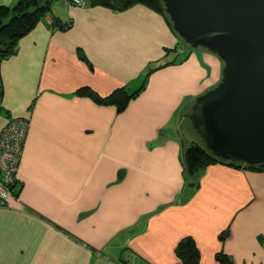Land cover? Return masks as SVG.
<instances>
[{"label": "crops", "instance_id": "1", "mask_svg": "<svg viewBox=\"0 0 264 264\" xmlns=\"http://www.w3.org/2000/svg\"><path fill=\"white\" fill-rule=\"evenodd\" d=\"M53 14L69 28L47 15L0 59V134L29 119L13 193L0 204V264H184L185 238L198 264L220 255L264 264V171L215 163L194 185L184 176L181 123L192 94L220 81L222 61L177 47L163 14L143 4ZM142 84L122 112L76 93Z\"/></svg>", "mask_w": 264, "mask_h": 264}, {"label": "water", "instance_id": "2", "mask_svg": "<svg viewBox=\"0 0 264 264\" xmlns=\"http://www.w3.org/2000/svg\"><path fill=\"white\" fill-rule=\"evenodd\" d=\"M179 39L223 63L184 114L206 148L264 169V0H162Z\"/></svg>", "mask_w": 264, "mask_h": 264}, {"label": "trees", "instance_id": "3", "mask_svg": "<svg viewBox=\"0 0 264 264\" xmlns=\"http://www.w3.org/2000/svg\"><path fill=\"white\" fill-rule=\"evenodd\" d=\"M58 0H18L13 6L0 5V59L8 58L9 56L16 53L19 40L27 35L41 19L47 15H50L54 2ZM60 1V0H59ZM88 6H105L110 7L114 10H126L136 4H143L147 7L163 14L171 29L172 24L169 21V17L164 10V3L162 0H86ZM53 18V25L58 26L60 29H68L70 23L62 24L58 17L54 14L50 15ZM174 32V30H173ZM175 33V32H174ZM178 47V46H177ZM176 47V48H177ZM191 49V48H190ZM188 54H186L187 56ZM177 60V59H176ZM174 60V62L176 61ZM173 61L170 63H174ZM165 63L155 68H151L147 75L151 71L159 69L167 64ZM145 87V84L129 92L125 87L115 89L111 94L106 97H101L93 89L84 86L76 92L77 95L89 96L94 100L115 105L118 112L124 111L129 102L136 98L141 89ZM3 88L0 84V98L2 96ZM181 161L184 170V176L186 180L194 185V176L200 170L205 169L211 164L222 163L236 168L264 171V169H259L252 167L247 164L232 163L225 161L219 157L214 156L204 145L199 143H192L188 148H186L181 156ZM226 235V232H223ZM195 242L192 238H185L180 241L176 252L179 257H181L184 264H198L200 252L195 246ZM230 258H225L224 256H218V261L220 264H232Z\"/></svg>", "mask_w": 264, "mask_h": 264}, {"label": "built area", "instance_id": "4", "mask_svg": "<svg viewBox=\"0 0 264 264\" xmlns=\"http://www.w3.org/2000/svg\"><path fill=\"white\" fill-rule=\"evenodd\" d=\"M67 7L88 6L86 0H60ZM29 129V119L10 120L0 134V204L12 195L20 170L19 162Z\"/></svg>", "mask_w": 264, "mask_h": 264}, {"label": "rangeland", "instance_id": "5", "mask_svg": "<svg viewBox=\"0 0 264 264\" xmlns=\"http://www.w3.org/2000/svg\"><path fill=\"white\" fill-rule=\"evenodd\" d=\"M66 5H64V3L60 2L59 0L58 1H55L54 2V5H53V8H52V12L50 13V15H53V11H55V8H60V7H64L65 8ZM177 36V35H176ZM177 40H178V43H177V46H179L180 48H182V46L186 47V48H189L190 49V46L188 45H185L180 39L179 37L177 36ZM180 42V43H179ZM179 44V45H178ZM182 45V46H181ZM186 55L183 54L181 55V57H179L177 55V63L183 61L184 59H186ZM197 94L194 93L192 94V97H195L196 99V96ZM184 118V121H182L181 125H182V130H181V133H183L185 135V138H184V145L185 147L187 148L189 145H191L192 143L196 142V143H199V144H203L200 136L197 134V132L194 130V128H192V124L190 122V120L188 118ZM25 144V142H24Z\"/></svg>", "mask_w": 264, "mask_h": 264}]
</instances>
